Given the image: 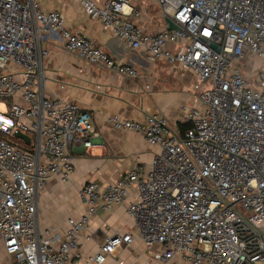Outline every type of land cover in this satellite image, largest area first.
Listing matches in <instances>:
<instances>
[{"label":"built area","instance_id":"2783aa9c","mask_svg":"<svg viewBox=\"0 0 264 264\" xmlns=\"http://www.w3.org/2000/svg\"><path fill=\"white\" fill-rule=\"evenodd\" d=\"M44 1L0 0V233L12 264H103L138 240L150 264L175 257L190 264H264V67L248 74L253 57L264 60V0H158L176 28L156 35L136 24L130 0H73L152 62L193 71L197 100L185 109L184 135L161 113L143 121L111 117L116 128L142 133L161 152L149 172L134 169L104 187L88 182L80 191L82 219L52 235L38 230L37 195L51 177L68 182L72 148L90 147L99 134L87 111L40 91L46 41L60 39L69 52L114 74L137 78L138 72L67 28L64 14L47 11ZM134 191L128 211L136 231L84 256L80 238L90 219L99 209L122 206Z\"/></svg>","mask_w":264,"mask_h":264},{"label":"crops","instance_id":"0c3cea01","mask_svg":"<svg viewBox=\"0 0 264 264\" xmlns=\"http://www.w3.org/2000/svg\"><path fill=\"white\" fill-rule=\"evenodd\" d=\"M91 1L102 5L108 0ZM130 2L138 13L136 24L144 33L156 35L170 27L172 21L162 14L158 0ZM43 7L47 11L62 12L67 28L93 40L113 59L133 66L138 72L137 78L114 74L69 52L60 39L46 41L50 54L45 60L40 91L48 98L70 101L82 111H87L99 134L90 147L78 143L72 148L75 172L68 182L58 176L51 177L37 195L38 230L42 234L47 231L52 235L65 234L70 219H82L86 209L80 191L88 182L93 181L104 187L116 183L134 169L149 172L161 152L142 133L116 128L109 119L116 116L123 120L143 121L146 115L161 113L175 133L184 135L180 127L185 124V109L197 100L194 89L197 79L193 71L179 63L164 60L152 62L144 51L135 50L113 36L73 0H45ZM137 197L134 191L122 206L109 211L99 209L90 219L84 236L80 238L84 256H94L102 243L118 234L136 231L128 207ZM153 251H158V248ZM13 260L6 251L0 233V264H12ZM150 262V253L138 240L117 258L109 257L103 264ZM170 264L190 263L175 257Z\"/></svg>","mask_w":264,"mask_h":264},{"label":"rangeland","instance_id":"374dc122","mask_svg":"<svg viewBox=\"0 0 264 264\" xmlns=\"http://www.w3.org/2000/svg\"><path fill=\"white\" fill-rule=\"evenodd\" d=\"M255 59H257V60H255ZM251 63H253V64H252V67H250L251 68L250 73H248L249 77H253L256 75L257 68H259L260 66L264 67V60H260L256 57H253V59H251ZM0 110L4 111V107L2 105H0Z\"/></svg>","mask_w":264,"mask_h":264},{"label":"water","instance_id":"95a60500","mask_svg":"<svg viewBox=\"0 0 264 264\" xmlns=\"http://www.w3.org/2000/svg\"><path fill=\"white\" fill-rule=\"evenodd\" d=\"M169 28H170V29H175L176 26H175L173 23H171ZM15 137L18 138V139L23 140V141H24L26 144H28V145L30 144V139H29V137L26 136V135H23V134H21V133H18V134L15 135Z\"/></svg>","mask_w":264,"mask_h":264},{"label":"trees","instance_id":"16d2710c","mask_svg":"<svg viewBox=\"0 0 264 264\" xmlns=\"http://www.w3.org/2000/svg\"><path fill=\"white\" fill-rule=\"evenodd\" d=\"M189 123L182 124L180 129H181V134H184L188 129H189Z\"/></svg>","mask_w":264,"mask_h":264}]
</instances>
